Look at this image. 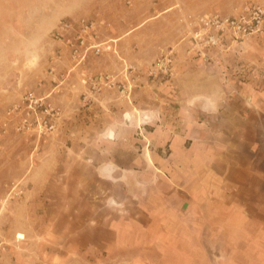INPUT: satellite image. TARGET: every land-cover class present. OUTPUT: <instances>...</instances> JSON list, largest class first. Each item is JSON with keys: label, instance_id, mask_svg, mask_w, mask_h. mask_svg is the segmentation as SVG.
<instances>
[{"label": "crops", "instance_id": "0c3cea01", "mask_svg": "<svg viewBox=\"0 0 264 264\" xmlns=\"http://www.w3.org/2000/svg\"><path fill=\"white\" fill-rule=\"evenodd\" d=\"M94 9L103 11L100 0H0L7 15L3 29L9 20L40 29L38 37H25L31 43L44 40L65 19L90 20L83 14ZM95 21L98 28L106 24ZM101 31L96 41L112 48L116 40L102 39ZM68 53L70 68L48 93L61 108L71 107L72 97L56 94L72 89L64 84L71 76L78 82L94 55L90 50L75 64ZM62 58L54 59L58 67ZM214 90L211 95L197 89L170 117L128 104L126 116L117 110L90 117L82 133L64 131V115L42 145L36 170L43 178L36 184L44 187L52 179L59 189L55 219L82 223L70 224L67 242L41 246L37 258L26 259L31 249L25 244L10 254L20 250L21 264H264V36L248 42V82L236 88L246 96L244 113L211 123L232 102L222 94L224 87ZM65 189L74 192L64 195Z\"/></svg>", "mask_w": 264, "mask_h": 264}, {"label": "rangeland", "instance_id": "374dc122", "mask_svg": "<svg viewBox=\"0 0 264 264\" xmlns=\"http://www.w3.org/2000/svg\"><path fill=\"white\" fill-rule=\"evenodd\" d=\"M250 5L264 7V0H100L103 11L94 9L83 14V18L95 23L97 19L105 21L103 28L97 27L102 29L100 37L116 42H112V48L102 46L99 54L94 52L76 76L79 81L74 82L75 77L71 76L64 84H72V89L56 94L72 97L71 107L65 108L57 101L67 123L64 131L82 133L90 125V117L100 119L117 110L126 116L128 104L137 105L140 110H159L161 115L170 117L182 110L184 101L198 94L197 89L200 94L213 95L219 85L225 88L222 94L232 102L221 109L225 115L212 116L210 122L222 124L242 115L241 101L246 96L236 88L248 82V42L258 37L239 39L226 34L225 40H221L225 46L207 51L208 57L203 58L193 50L192 35L199 29L201 19L212 15L234 17ZM5 15L0 11V120L6 119L8 109L20 102L26 92H51L70 68L68 48L53 38L55 30L39 43L25 42V37H38L40 29L9 20L5 30ZM169 54L174 58L173 72L177 71L174 80L172 75L152 74L158 60ZM61 57L64 59L60 62L64 63L58 67L59 62L54 59ZM224 68L233 72L226 75ZM99 75L111 77L113 83L93 89L89 78ZM4 129L0 123V264H21L20 250L13 255L11 249L28 245L31 250L25 252L29 255L26 259H32L30 255L37 258L41 246L67 242L70 224L80 226L82 221L55 219L53 213L60 205L53 203V197L59 195V189L53 188L52 179H45L44 187L36 184L38 177L43 178L36 168L43 161L40 152L46 139L17 132L13 127L7 128V132ZM69 191L74 189H65L63 194L68 195ZM44 196L45 204L40 202ZM58 230L60 237L54 235Z\"/></svg>", "mask_w": 264, "mask_h": 264}, {"label": "built area", "instance_id": "2783aa9c", "mask_svg": "<svg viewBox=\"0 0 264 264\" xmlns=\"http://www.w3.org/2000/svg\"><path fill=\"white\" fill-rule=\"evenodd\" d=\"M226 34L239 39L264 36V7L250 5L234 17L212 15L201 19L199 29L192 35L193 50L203 58L208 57L207 51L219 47ZM53 38L68 48L75 64H82L88 51L99 54L103 50L96 41L97 24L91 20H64L54 31ZM173 70L174 58L169 54L158 60L152 74L171 76ZM54 71L52 68L51 73ZM89 81L93 89L113 83L111 77L104 75L91 76ZM6 115L5 120H0L6 132L7 128L13 127L17 132L33 133L41 140L57 131L63 113L49 101L48 94L30 90L8 109Z\"/></svg>", "mask_w": 264, "mask_h": 264}, {"label": "bare ground", "instance_id": "6f19581e", "mask_svg": "<svg viewBox=\"0 0 264 264\" xmlns=\"http://www.w3.org/2000/svg\"><path fill=\"white\" fill-rule=\"evenodd\" d=\"M110 134V133H109Z\"/></svg>", "mask_w": 264, "mask_h": 264}]
</instances>
